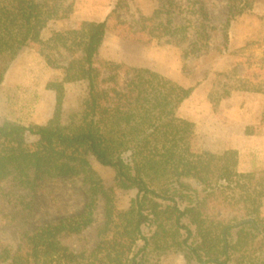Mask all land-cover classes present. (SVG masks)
Listing matches in <instances>:
<instances>
[{"label": "trees", "instance_id": "trees-1", "mask_svg": "<svg viewBox=\"0 0 264 264\" xmlns=\"http://www.w3.org/2000/svg\"><path fill=\"white\" fill-rule=\"evenodd\" d=\"M257 1L227 0L226 22L217 27L204 0L184 6L157 0L141 25L188 59L207 53L219 33L228 43L232 21ZM74 7L75 0H0V85L31 44H42L48 63L50 50L68 55L64 80L49 86L57 94L53 118L36 127L0 124V210L4 204L31 211L43 182L59 179H80L88 195L79 214L21 231L15 248L1 249L0 264H159L172 253L198 264H264L263 178L239 170L236 149L193 150L194 124L178 114L201 82L184 86L148 67L99 59L107 18L44 41L49 21L68 18ZM183 13L185 23L176 24ZM81 80L88 82V98L64 123V83ZM237 90L263 91L235 67L218 73L209 99L216 108ZM26 134L37 138L28 142ZM89 156L114 169L113 187L105 186ZM116 187L137 189L125 210L117 207ZM100 203L103 218L96 225ZM95 226L90 245L84 232ZM73 237L76 246L68 243Z\"/></svg>", "mask_w": 264, "mask_h": 264}, {"label": "rangeland", "instance_id": "rangeland-1", "mask_svg": "<svg viewBox=\"0 0 264 264\" xmlns=\"http://www.w3.org/2000/svg\"><path fill=\"white\" fill-rule=\"evenodd\" d=\"M184 6L186 0H173ZM210 12L211 23L221 27L228 16L227 0H204ZM157 0H75L74 12L64 19H54L42 31V39L47 41L56 31L79 28L83 21L108 19V36L100 49L99 59L120 62L135 67H148L179 82L184 86L201 82L191 100L183 103L179 116L194 124L192 148L195 151L222 153L226 145L225 134L233 131L236 135L243 131L248 136L264 127V0H258L253 9L237 16L229 28L230 41L225 43L219 33L211 41L207 53H199L184 59L182 50L174 45L157 40L141 25V16L151 13ZM116 9V10H115ZM186 14H178L175 23H185ZM40 43L25 47L11 63L3 83L0 85V124L7 120L20 122L26 126L47 124L54 116L57 94L49 87L64 80L63 65L68 62L66 53L50 50L52 62L41 54ZM237 68V74L253 86L263 91H232L222 98L216 108L209 99L219 72ZM63 122L80 109L88 98L89 86L86 80L64 83ZM260 115L258 123L254 117ZM248 118L250 125L244 126L241 118ZM244 129V130H243ZM36 136L26 134L25 139L35 141ZM255 149L251 158H256ZM255 154V155H252ZM94 169L101 176L106 187L115 183L114 169L98 163L89 156ZM247 159V158H246ZM249 159V158H248ZM254 162V159L251 160ZM246 162V161H245ZM263 183L261 191V211L264 216V168H254ZM137 189L115 188L117 207H129ZM35 206L31 211H21L8 205L0 210V251L4 247H16L21 231H34L47 223L79 214L88 201V195L80 179H59L43 182L35 196ZM103 218V205L96 213V225ZM96 226L84 232L90 245L96 243ZM148 234V230H146ZM76 246L77 238L69 239ZM158 258V257H157ZM159 264H198L188 262L182 253H172L158 258Z\"/></svg>", "mask_w": 264, "mask_h": 264}, {"label": "crops", "instance_id": "crops-1", "mask_svg": "<svg viewBox=\"0 0 264 264\" xmlns=\"http://www.w3.org/2000/svg\"><path fill=\"white\" fill-rule=\"evenodd\" d=\"M193 97H194V94L186 101L191 100ZM186 101L184 103H186ZM259 116L260 115H257L254 117V120H255L253 121L254 123H258L259 120H261V118L259 119ZM241 119L243 121L242 123H246V124H243L244 126H242V128L247 125H250L251 123L250 121H252V120H249L247 117L246 118L242 117ZM228 135H229V138L228 137L226 138V145L223 151L227 149L238 150V153H239L238 168L240 171L248 172V171L253 170L256 167H259L260 165L261 167L264 168V127H261V131L258 130V132H255V134L253 135L250 134L249 136L245 134L244 131L242 134H239V135H236L235 133H233V131L229 134H225V136H228ZM250 145H254L256 150L258 151L256 153L257 159L251 158V153L255 149L253 150V149L248 148V146ZM252 155H255V154H252ZM253 159H254V162L251 161Z\"/></svg>", "mask_w": 264, "mask_h": 264}]
</instances>
